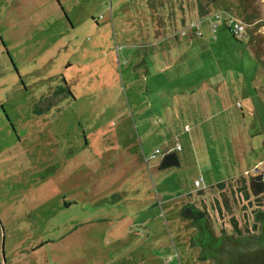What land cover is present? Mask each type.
I'll return each mask as SVG.
<instances>
[{
    "label": "rangeland",
    "instance_id": "rangeland-1",
    "mask_svg": "<svg viewBox=\"0 0 264 264\" xmlns=\"http://www.w3.org/2000/svg\"><path fill=\"white\" fill-rule=\"evenodd\" d=\"M238 3L0 0L1 264H212L183 206L216 232L250 226L264 0L241 42L191 22L198 5L241 18ZM166 150L178 162L160 168Z\"/></svg>",
    "mask_w": 264,
    "mask_h": 264
},
{
    "label": "trees",
    "instance_id": "trees-1",
    "mask_svg": "<svg viewBox=\"0 0 264 264\" xmlns=\"http://www.w3.org/2000/svg\"><path fill=\"white\" fill-rule=\"evenodd\" d=\"M238 9L242 14L241 18L234 16V13L228 10L211 12L203 5H198L197 16L194 19L191 18L192 27L195 30L196 24L199 26V21L207 16L212 18L218 12L235 42H241L239 37H235L230 32L228 20L238 18L246 24L247 29L249 25L254 24L257 15L253 14L251 10V0H239ZM181 20L185 21L184 18ZM181 24L185 27L188 23L185 21ZM195 35L201 36V32L200 34L195 32ZM239 47L236 46V48ZM254 58L259 64L264 65L257 53L254 54ZM177 162L175 154L168 153L162 159L159 167L174 165ZM246 183V191L243 188L244 198L253 203L250 210L251 224L246 228H242L238 224L237 218H231L229 230L222 228L216 232L212 218L205 208H197L194 204L183 206L182 215L189 218L194 227V233L190 238L191 244L199 248V258L202 260H210L212 264H264V163L262 171L252 175L246 180ZM221 185V182L218 183L219 191L223 189ZM240 192L239 189L238 194Z\"/></svg>",
    "mask_w": 264,
    "mask_h": 264
},
{
    "label": "built area",
    "instance_id": "built-area-1",
    "mask_svg": "<svg viewBox=\"0 0 264 264\" xmlns=\"http://www.w3.org/2000/svg\"><path fill=\"white\" fill-rule=\"evenodd\" d=\"M213 20H212V30L215 31L216 27L219 25V21L222 20V17L220 15V13H215L212 16ZM228 26H229V30L232 33V35H234L235 37H239L241 38L242 36H244L245 30H246V24L238 19V18H230L227 22ZM196 29L195 32L197 34H200L199 31V26L196 24ZM169 151V150H168ZM166 151V152H168ZM201 183L198 179L194 180V186H196L197 188L200 187Z\"/></svg>",
    "mask_w": 264,
    "mask_h": 264
},
{
    "label": "crops",
    "instance_id": "crops-1",
    "mask_svg": "<svg viewBox=\"0 0 264 264\" xmlns=\"http://www.w3.org/2000/svg\"><path fill=\"white\" fill-rule=\"evenodd\" d=\"M178 55H179V54H178ZM164 68H165V69L170 68V64L166 65V67H164ZM164 68H163V69H164ZM191 88H192V87H190L189 89H191ZM167 150H169V149H167ZM167 150H166V151H167ZM166 151H165V153L168 154L169 152H166ZM166 154H165V155H166Z\"/></svg>",
    "mask_w": 264,
    "mask_h": 264
}]
</instances>
